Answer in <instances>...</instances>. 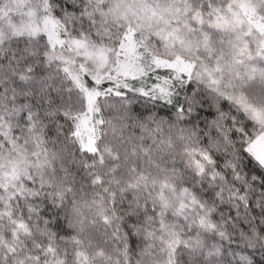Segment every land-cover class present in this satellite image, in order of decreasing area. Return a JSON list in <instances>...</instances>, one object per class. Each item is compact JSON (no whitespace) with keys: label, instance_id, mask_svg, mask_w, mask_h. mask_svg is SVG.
<instances>
[{"label":"snow or ice","instance_id":"obj_1","mask_svg":"<svg viewBox=\"0 0 264 264\" xmlns=\"http://www.w3.org/2000/svg\"><path fill=\"white\" fill-rule=\"evenodd\" d=\"M0 264H264V0H0Z\"/></svg>","mask_w":264,"mask_h":264}]
</instances>
